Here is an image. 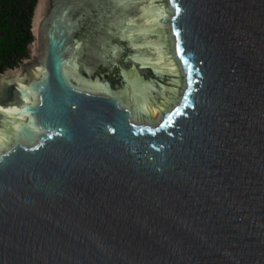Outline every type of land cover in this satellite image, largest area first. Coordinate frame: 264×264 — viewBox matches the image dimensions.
I'll use <instances>...</instances> for the list:
<instances>
[{"label": "water", "instance_id": "obj_1", "mask_svg": "<svg viewBox=\"0 0 264 264\" xmlns=\"http://www.w3.org/2000/svg\"><path fill=\"white\" fill-rule=\"evenodd\" d=\"M0 73V264H264V0H34Z\"/></svg>", "mask_w": 264, "mask_h": 264}, {"label": "trees", "instance_id": "obj_2", "mask_svg": "<svg viewBox=\"0 0 264 264\" xmlns=\"http://www.w3.org/2000/svg\"><path fill=\"white\" fill-rule=\"evenodd\" d=\"M34 0H0V73L18 66L31 42Z\"/></svg>", "mask_w": 264, "mask_h": 264}]
</instances>
